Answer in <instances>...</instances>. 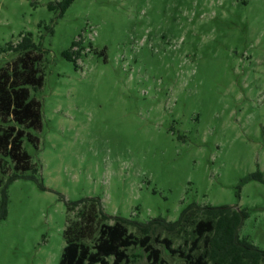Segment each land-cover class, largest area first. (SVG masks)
Here are the masks:
<instances>
[{"label":"rangeland","instance_id":"1","mask_svg":"<svg viewBox=\"0 0 264 264\" xmlns=\"http://www.w3.org/2000/svg\"><path fill=\"white\" fill-rule=\"evenodd\" d=\"M58 1L0 0V71L31 32L45 77L30 88L40 141L23 144L45 188L10 183L0 264H59L81 208L69 203L89 197L137 236L132 222L176 220L192 203L244 209L240 236L264 249V182L247 180L264 173V0H74L63 14ZM75 42L77 65L63 55ZM12 172L8 160L0 178ZM158 233L186 249L193 237ZM128 254L148 262L141 246Z\"/></svg>","mask_w":264,"mask_h":264},{"label":"trees","instance_id":"2","mask_svg":"<svg viewBox=\"0 0 264 264\" xmlns=\"http://www.w3.org/2000/svg\"><path fill=\"white\" fill-rule=\"evenodd\" d=\"M73 1L60 0L49 4V7L54 9L60 6L63 14ZM75 45L76 42L63 55L77 65L80 52L74 50ZM8 46L22 54L11 67H3L0 71V172L8 160L13 164V172L8 178H0V219L8 213L7 190L12 181L29 177L45 188L31 155L23 145L27 138L38 147L40 139L34 131L41 130L43 126L42 102L31 97L30 89L32 87L37 91L44 84V73L38 66L41 54H34L39 45L33 40V33L29 32L16 45L10 43ZM28 171H32V175H27ZM247 180L264 182V173L258 170L251 173ZM91 201L98 208L86 212L84 208ZM74 207H81L79 219L67 220L66 244L59 264H129L128 248L132 246H141L145 250L147 264H167L162 257V250L153 241L164 244L170 254L183 258L184 264L264 263V249L240 236V228L248 217L244 209L192 203L176 220L168 221L159 217L143 223L132 222L142 233V236H137L129 230L130 221L127 219L117 216L114 223L107 222L112 215L104 211L99 197L69 203L68 210ZM189 227H192L193 237L188 249L174 247L171 238L161 237L159 233L153 236L159 228L180 232Z\"/></svg>","mask_w":264,"mask_h":264}]
</instances>
